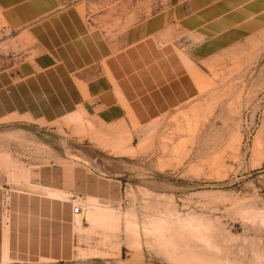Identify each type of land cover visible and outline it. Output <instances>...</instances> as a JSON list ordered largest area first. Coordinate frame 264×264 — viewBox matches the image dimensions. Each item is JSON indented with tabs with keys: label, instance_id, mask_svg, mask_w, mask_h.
Returning a JSON list of instances; mask_svg holds the SVG:
<instances>
[{
	"label": "rangeland",
	"instance_id": "1",
	"mask_svg": "<svg viewBox=\"0 0 264 264\" xmlns=\"http://www.w3.org/2000/svg\"><path fill=\"white\" fill-rule=\"evenodd\" d=\"M78 1L83 29L67 23L57 64L30 75L0 14L1 204L13 187L81 203L74 259L0 264H264V37L204 60L199 93L152 120L104 122L82 103L86 63L166 0H93V17Z\"/></svg>",
	"mask_w": 264,
	"mask_h": 264
},
{
	"label": "crops",
	"instance_id": "2",
	"mask_svg": "<svg viewBox=\"0 0 264 264\" xmlns=\"http://www.w3.org/2000/svg\"><path fill=\"white\" fill-rule=\"evenodd\" d=\"M84 1L86 16L93 17V0ZM79 2L0 0L3 21L22 38L25 59L19 62V74L57 64L67 42V23L71 33L83 29L81 17L71 8ZM70 13L80 18L79 28L73 27ZM49 16L55 19L52 31L42 24ZM257 35L264 37V0H166L159 10L131 23L121 44L101 62L94 67L86 63L91 74L83 106L104 122L129 116L146 123L199 93L196 72L204 60ZM41 44L47 49L40 50ZM2 187L0 263L75 258L76 212L67 198L52 188L13 187L3 207Z\"/></svg>",
	"mask_w": 264,
	"mask_h": 264
},
{
	"label": "built area",
	"instance_id": "3",
	"mask_svg": "<svg viewBox=\"0 0 264 264\" xmlns=\"http://www.w3.org/2000/svg\"><path fill=\"white\" fill-rule=\"evenodd\" d=\"M70 200H71V203H72L73 212L80 211L81 203L79 202L78 198L76 196H72Z\"/></svg>",
	"mask_w": 264,
	"mask_h": 264
},
{
	"label": "bare ground",
	"instance_id": "4",
	"mask_svg": "<svg viewBox=\"0 0 264 264\" xmlns=\"http://www.w3.org/2000/svg\"><path fill=\"white\" fill-rule=\"evenodd\" d=\"M74 113H78V114H79V112H74ZM81 113H82V112H81ZM73 115H75V114H73ZM73 115H72V116H73ZM69 116H70V115H69ZM76 117H77V115H76ZM76 117H75V118H76ZM78 117H81V115H80V116H78ZM78 117H77V118H78ZM68 118H69V117H68ZM77 118H76V119H77ZM81 118H82V117H81ZM70 119L72 120V119H73V117H72V118H70ZM78 119H80V118H78ZM68 120H69V119H68ZM74 120H75V119H74ZM81 120H82V119H80V121H81ZM83 120H84V118H83ZM6 158H7V157H6ZM2 159H3V158H2ZM3 160H4V159H3ZM6 160H7V159H6ZM98 207H99V206H98ZM100 209H101V208H100ZM107 210H108V209H107ZM100 212H101V211H100ZM110 212H111V211H110ZM96 213H98V212H96ZM99 214H100V213H99ZM105 214H106V213H105ZM95 218H96V217H95ZM102 219H103V218H102ZM99 220H100V219H99ZM107 224H108V223H107ZM79 227H80V226H79Z\"/></svg>",
	"mask_w": 264,
	"mask_h": 264
}]
</instances>
